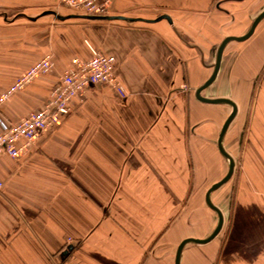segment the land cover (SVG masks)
<instances>
[{
    "label": "crops",
    "instance_id": "0c3cea01",
    "mask_svg": "<svg viewBox=\"0 0 264 264\" xmlns=\"http://www.w3.org/2000/svg\"><path fill=\"white\" fill-rule=\"evenodd\" d=\"M203 1L113 0L104 14L144 19L166 14L169 23L165 19L61 20L43 12L85 14L61 6L59 0H0V95L46 54L54 63L48 74L0 103V118L17 121L40 108L70 59L90 55L86 43L115 58L114 73L125 89V95L119 96L108 86H89L84 97L70 101L71 111L63 121L45 132L27 154L18 158L0 156V264L142 263L159 228L171 216L167 212L172 211L173 202L155 204L157 197L163 201L171 193L174 196L171 188L175 179L187 178L190 157L185 132L199 145L206 142L205 123L218 125L213 118H203V112L201 119L190 125L186 106L191 88L198 107L218 105L195 97L196 89L208 78L205 51L211 52L205 45V13L203 6L199 7ZM222 1L242 10L252 9L242 14L237 30L227 36L244 35L264 10V0ZM152 6H162V13ZM244 27L248 29L241 34ZM256 44L239 46L245 58L233 65L234 74L228 75V83L233 78L244 83L260 73L264 41ZM218 46L211 48L215 57ZM252 50L258 53L259 65L253 60ZM222 59L223 53L219 68ZM245 68H249V74L251 71L250 79ZM242 92L247 99L242 107L233 100L241 95L232 90L219 96L236 105L229 126L234 123L241 167L236 174L238 187L232 197L225 238L213 264H264V89L256 94L251 90L249 95ZM193 115L199 114L193 111ZM225 135L222 145L235 163L237 150L231 144L227 150ZM216 143L217 138V148ZM105 206L112 212L107 217L102 216ZM150 207L165 213L157 211L158 218ZM143 216L152 217L148 224L151 228L145 236H139L129 227H142ZM104 223L111 228L103 230ZM98 228L100 236L95 234ZM138 236L144 239L140 241ZM88 243L92 250L84 252L81 248ZM69 245L73 248L66 253ZM55 257L60 260L55 262Z\"/></svg>",
    "mask_w": 264,
    "mask_h": 264
},
{
    "label": "rangeland",
    "instance_id": "374dc122",
    "mask_svg": "<svg viewBox=\"0 0 264 264\" xmlns=\"http://www.w3.org/2000/svg\"><path fill=\"white\" fill-rule=\"evenodd\" d=\"M192 5H194L195 8L197 6L196 4ZM261 5L262 4L258 6ZM201 6H203L202 9L205 13V45L206 48L210 47L211 50V52L207 50L205 51L204 64L206 67L207 78L212 72L215 58V51H212L211 48L219 45L224 36L231 35L228 33H231V31L233 32L236 28H238V23L241 19L242 14L246 15L250 13L252 9L242 10L243 7L237 8L235 7L237 5L227 4L226 2L223 3L222 0H204L202 3H199V7ZM229 6L235 7L236 9L232 8V10H229L227 8ZM151 8L154 7L152 6ZM159 9L163 11L162 6L154 8V10ZM160 10L159 13H162ZM60 12L64 13L66 11L61 9ZM233 16H236V19H234ZM248 27H244V29H241V34H244L247 31ZM263 28L264 19L259 23L254 31V34H252V36L247 41H243L242 43H235L234 41H232L226 45L223 51L222 67L219 68L221 72L220 77L217 78L207 88H205L202 92V95L209 97H219L224 94H231L232 90V92H236L237 95L240 96L243 93L242 90L244 92H247V94L249 95L251 90H253L254 94H256L258 91L264 89V67L262 68L260 73H258V75H254V78L252 80H248L247 82L243 83V81L239 82L238 78H236L235 80L233 78L229 83L227 82V78L229 77L228 75L234 74L233 65L239 63V61H242L243 57L245 58V54L241 56L242 51L241 49L239 50V46H243L246 43L258 46V44H256L257 42H260L261 40L264 41V34H262ZM257 38H260L261 40ZM252 53L254 55V62L259 65L260 62L258 60V53L256 54V50H252ZM263 65L264 62L261 64L259 70ZM252 68L256 69L255 66H253ZM252 68H250V70H252ZM245 69L248 70L245 71L247 77H251L252 75H250L251 71L249 74V68ZM220 72L218 70L217 75H219ZM246 87L247 90H245ZM188 90L189 91L187 92V97L189 99L186 106L189 109L190 119L188 118V120L190 125L191 122H194L196 119L200 120L202 116H204L203 118H213L217 121L218 125L214 127L212 126V124H210V122L205 123L203 131L206 137V142H200L199 145H197V143L192 140V137L189 136L187 131L185 132L186 152H188V155L190 157L188 159L189 162H187V174L185 175L187 176V178L175 179L173 188H171L174 191V196L171 193L170 196H166L165 200L163 201L159 198V196L157 197L155 204L156 202H163L165 206V203L173 202V204H171L172 211L167 212V214L170 213L171 216H168L165 221L166 223L162 224V226L159 228V231L156 234V240L149 245L150 248H147L146 255L144 258H142L141 264H173L175 250L182 239L186 237L205 238L212 232L217 223V214L206 205L204 196L210 185L220 180L226 174L228 169L227 161L219 155L215 142L218 129L230 113L231 107L227 104L210 106L206 105L205 107H198L194 103V99L192 96L194 88ZM247 94L245 93V95ZM243 97L241 95L240 97L233 99L239 107L244 106V102L247 100ZM176 99H178V97H176ZM193 111L199 114L198 117H196L195 115L192 116ZM224 144L227 150H230L229 148L232 145L233 148L237 150V154L235 155L233 175L228 181H226L218 189L214 190L211 194V201L222 212L223 225L219 233L208 243L201 245L187 244L182 252L181 264H213V261L218 254L219 247L223 239L225 238L227 225L230 220V206L232 203V197L236 188L238 187L236 184L237 182L235 181L236 174L239 172L241 167V163L239 161V143L237 141V136H235L234 123L229 126L226 132ZM171 206L167 207L169 208ZM149 209V211L153 215L157 214V211H159L161 214L165 213L164 210L160 211L156 207H150ZM150 212L144 213L151 215ZM110 213L112 212L109 211L108 207L102 209L103 217H107L108 214L110 215ZM157 217L160 218L158 214ZM118 218L119 220H121L120 216ZM141 220L143 221V223L145 222L142 227H137L135 230L131 227L129 228L133 230V232L135 231V234L139 236H145L146 232L151 228L150 226H148V224L152 221V217L145 218L143 216ZM107 225V223H104L102 229L106 230L108 228H111ZM100 230L101 228H98L95 234L100 236V234L102 233V231ZM139 239L140 241H142V239L144 238L139 237ZM81 249L84 252L92 250L90 243L86 244ZM59 257L63 259V255H60ZM59 257H55L54 261L58 262L60 260Z\"/></svg>",
    "mask_w": 264,
    "mask_h": 264
},
{
    "label": "built area",
    "instance_id": "2783aa9c",
    "mask_svg": "<svg viewBox=\"0 0 264 264\" xmlns=\"http://www.w3.org/2000/svg\"><path fill=\"white\" fill-rule=\"evenodd\" d=\"M113 0H59V4L76 13L104 15ZM90 55L87 58L73 56L69 66L51 87L46 101L17 121L0 118V156L18 158L27 154L34 143L48 130L54 129L70 113V101L84 97L91 85H105L125 95V89L114 73L116 60L86 43ZM54 66L50 54H46L22 72L0 95V103L15 92L23 90L39 76L48 74ZM21 141V143H20ZM3 180L0 178V191ZM70 240H68L69 242Z\"/></svg>",
    "mask_w": 264,
    "mask_h": 264
},
{
    "label": "water",
    "instance_id": "95a60500",
    "mask_svg": "<svg viewBox=\"0 0 264 264\" xmlns=\"http://www.w3.org/2000/svg\"><path fill=\"white\" fill-rule=\"evenodd\" d=\"M43 14H53L56 18L58 19H66V18H85V19H91V20H112V19H119V20H127V21H144V22H152V21H156V20H161V19H165L167 20L169 23L171 22V19L168 15L163 14L158 16L155 19H144V18H129V17H125V16H120V15H78V14H70V15H66V16H62L59 15L57 13H55L54 11H44ZM264 17V10L262 12H260L256 18L253 20L251 26L249 27L248 31L242 35V36H227L225 37L221 43L218 46L217 52H216V57H215V62L213 65V70L210 74V76L205 80V82L199 86L196 91H195V97L206 104H229L232 107V111L230 112V114L227 116V118L225 119V121L223 122L218 137H217V148L219 150V152L226 158L227 162H228V169L226 174L218 181L214 182L213 184L210 185V187L207 189L206 193H205V203L206 205L211 208L216 214H217V223L214 227V229L212 230V232L205 238H195V237H186L184 239H182L179 244L177 245V248L175 250V255H174V264H180V258H181V253L183 250V247L188 244V243H196V244H204L207 243L209 241H211L220 231L222 225H223V215L222 212L219 210V208L217 206L214 205V203L211 201V193L218 189L220 186H222L226 181H228L230 179V177L233 174L234 171V160L233 158L230 156V154L224 149L223 145H222V139L224 134L226 133V130L232 120V118L235 115L236 112V105L234 104V102L232 100H230L229 98H224V97H206L203 96L201 94V91L203 89H205L206 87H208L216 78V75L218 73L219 67H220V62H221V57H222V53L223 50L226 46V44L232 40L235 41H243L245 39H247L254 31L256 25L258 24V22ZM205 121V120H204ZM73 248L72 245H69L66 249V253L71 251Z\"/></svg>",
    "mask_w": 264,
    "mask_h": 264
}]
</instances>
